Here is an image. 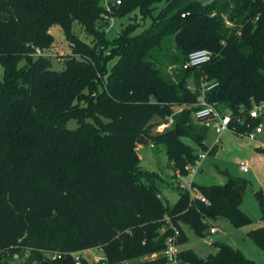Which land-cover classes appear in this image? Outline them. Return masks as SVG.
<instances>
[{
    "label": "trees",
    "instance_id": "obj_1",
    "mask_svg": "<svg viewBox=\"0 0 264 264\" xmlns=\"http://www.w3.org/2000/svg\"><path fill=\"white\" fill-rule=\"evenodd\" d=\"M107 1L109 13L102 0H0V251L32 249L24 264H74L70 253L90 249L103 256L92 264H165L151 256L166 248L169 217L181 264H255L226 243L214 242L205 258L183 248V226L205 238L219 219L251 225L241 209L248 182L226 173L223 185L194 184L199 198H191L140 168L136 140L162 145L173 178L186 176L199 151L216 147L208 148V129L193 116L203 81L217 82L206 100L241 117L239 130L246 126L247 109L264 101V0ZM132 12L134 21L105 37L103 14ZM136 12L150 18L139 33ZM55 26L69 48L60 70L30 55L49 47ZM198 49L210 60L184 69ZM70 118L74 128L65 126ZM156 118H171V126L153 133ZM165 185L178 192L172 206L161 197ZM255 198L264 221V191ZM247 237L264 253V226ZM41 251L62 255L50 260Z\"/></svg>",
    "mask_w": 264,
    "mask_h": 264
},
{
    "label": "rangeland",
    "instance_id": "obj_2",
    "mask_svg": "<svg viewBox=\"0 0 264 264\" xmlns=\"http://www.w3.org/2000/svg\"><path fill=\"white\" fill-rule=\"evenodd\" d=\"M161 4L159 3L158 5ZM133 16L134 12L122 17H112L111 24L105 30V37L108 39L113 38L123 25L134 21L132 19ZM136 21L139 25L134 33H139L149 25L150 18L142 20L139 13L136 12ZM108 23H110V20H107L105 28L108 26ZM50 31L53 38L49 45V54L68 53L67 41L61 30L55 26ZM72 31L84 42L89 43L91 41V37L79 29L76 23L72 24ZM49 58L52 69L60 70L63 67L61 60L57 61L54 56H50ZM19 64H23V61H20ZM110 64L111 61L108 63V66ZM1 75L2 68L0 66V77ZM177 109L175 108V110ZM154 121L159 122V124L152 129L153 133L166 130L171 126L172 122L170 118H156ZM164 124L168 125L163 127ZM76 125V120L73 118L68 119L65 123V126L68 128H74ZM215 137L216 135L213 131H208L205 140L206 145L211 147ZM258 140L261 144L250 142L230 131L223 132L220 135V142L215 149L211 152L207 150L208 153L201 162L200 171L193 178L194 184L200 186L223 185L227 180L226 173L236 178L245 179L248 182V186L243 195L241 209L251 219V225L234 228L228 221L219 219L211 226L217 229V233L208 234L205 238L197 236L189 227L183 226L188 239L183 248H192L199 257L205 258L216 252L217 249L213 246V243L221 242L239 250L255 264H264V253L247 237V233L250 230L264 226V221L261 220L259 205L255 198V192L264 191V133L258 135ZM186 141L192 144L190 140L186 139ZM137 153L139 156V166L142 170L155 172L165 182L174 183V171L162 145L154 146L150 141L146 144H137ZM241 164L248 166L247 172H242L239 169ZM161 197L169 206L175 204L178 200V192L175 190V186H163L161 188ZM96 253L97 250L90 249L82 252L81 257L86 258L92 264L94 262L91 256ZM155 255L158 257L159 254H154L151 257L153 258Z\"/></svg>",
    "mask_w": 264,
    "mask_h": 264
},
{
    "label": "built area",
    "instance_id": "obj_3",
    "mask_svg": "<svg viewBox=\"0 0 264 264\" xmlns=\"http://www.w3.org/2000/svg\"><path fill=\"white\" fill-rule=\"evenodd\" d=\"M115 4H119V0H115ZM103 6L108 13L111 11L110 4L107 0L103 1ZM103 18L106 20H110L108 26L106 28L104 27V30H106L111 24L112 17L108 14H103ZM47 32L49 33V31ZM48 49L49 47L34 46L32 47L30 55L44 57L54 56L57 61H60L62 59L61 53L49 54ZM210 56V52L207 49H198L192 51L187 56V59L183 63L182 67L184 69L198 67L208 62L210 60ZM216 84L217 82L215 81H203L201 83V87L196 94V99L193 103V106L195 107L193 113L195 121L198 124L206 127L208 131H213L215 133L216 137L214 138L213 145L219 143L220 135L226 131L235 133L250 142L261 144V142L258 140V135L264 133V101L253 103L252 107L250 109H247V117L250 121L247 122L246 126L242 130H239L237 125L243 123V119L241 117H233L232 112H230L229 110L220 111L214 103H210L206 100L205 92L214 87ZM191 88L194 89L193 86H191ZM170 120L172 119L170 118ZM251 121L254 122V124ZM167 125L168 124H164L163 127ZM207 153V151H199L198 157L195 159V162L186 167V176H181L179 171H175V184L180 189L188 192L191 198H199L198 195H196L194 192L193 178L200 170L201 162L206 157ZM239 169L242 172H247L248 166L245 164H241L239 166ZM164 222L172 230V235L167 239L166 248L161 253H159L158 256H162L165 259V264H181L178 258L180 249V247L178 246V238L180 232L178 228L171 223V219L169 217H165ZM215 233H217V229L215 227H212L210 229V234ZM31 250L32 249L25 248L22 255H19L18 253H10L9 251H0V264H24L25 260L29 257ZM41 252H43L50 260L60 258V256L62 255V253L56 252ZM81 254L82 252L69 254L72 257L74 264H80ZM156 256L157 255H155L154 257ZM91 258L94 263L103 260L102 253L100 251H97L96 254L91 256Z\"/></svg>",
    "mask_w": 264,
    "mask_h": 264
},
{
    "label": "water",
    "instance_id": "obj_4",
    "mask_svg": "<svg viewBox=\"0 0 264 264\" xmlns=\"http://www.w3.org/2000/svg\"><path fill=\"white\" fill-rule=\"evenodd\" d=\"M194 13H196V11H192V12H186L183 14V16L185 18H188L189 16H192ZM150 140L148 138H146L144 135H140L137 140L136 143L137 144H146L148 143Z\"/></svg>",
    "mask_w": 264,
    "mask_h": 264
},
{
    "label": "crops",
    "instance_id": "obj_5",
    "mask_svg": "<svg viewBox=\"0 0 264 264\" xmlns=\"http://www.w3.org/2000/svg\"><path fill=\"white\" fill-rule=\"evenodd\" d=\"M220 138V137H219ZM220 142V141H219ZM206 143V142H205ZM218 144H216V146H217ZM214 145L212 144V146L211 147H213ZM209 147V146H208ZM211 147H209V148H211ZM200 171V170H199ZM242 207V206H241ZM186 235V234H185ZM192 249V248H191Z\"/></svg>",
    "mask_w": 264,
    "mask_h": 264
}]
</instances>
